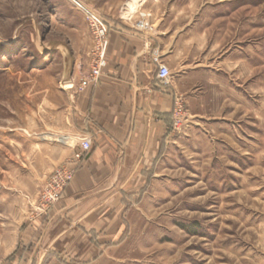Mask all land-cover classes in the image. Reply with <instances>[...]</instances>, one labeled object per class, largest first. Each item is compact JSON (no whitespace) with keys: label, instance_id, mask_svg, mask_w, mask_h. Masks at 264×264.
Returning <instances> with one entry per match:
<instances>
[{"label":"crops","instance_id":"0c3cea01","mask_svg":"<svg viewBox=\"0 0 264 264\" xmlns=\"http://www.w3.org/2000/svg\"><path fill=\"white\" fill-rule=\"evenodd\" d=\"M142 5L153 13L155 34L138 33L122 15L108 18L121 31L109 33L108 65L85 90L79 80L90 68L93 40L84 13L71 21L62 75L71 86L52 89L37 112V182L45 185L81 150V137L90 136L92 147L63 198L48 214L37 212L20 237V245L33 240V247L7 264L104 263L123 243L127 210L169 182L172 171L185 181L186 159L199 181L210 161L227 183L240 180L234 168L242 178L264 174V18L239 14L243 8L222 13L223 4L200 6L191 17L175 2ZM156 48L172 74L168 85L156 78ZM177 97L186 106L180 130L172 127ZM246 158L255 162L247 166Z\"/></svg>","mask_w":264,"mask_h":264},{"label":"rangeland","instance_id":"374dc122","mask_svg":"<svg viewBox=\"0 0 264 264\" xmlns=\"http://www.w3.org/2000/svg\"><path fill=\"white\" fill-rule=\"evenodd\" d=\"M127 1L0 0V264L30 251L33 240L20 245V237L37 212L52 209H38L44 183L37 182V112L52 89L67 85L71 21L84 13L76 2L117 18ZM165 1L189 17L200 6L223 4L222 13L243 8L239 14L264 18V0ZM186 166L185 181L174 170L151 196L135 200L125 214L122 245L101 264H264V174L242 178L234 168L230 174L240 180L227 183L210 161L199 181L188 159Z\"/></svg>","mask_w":264,"mask_h":264},{"label":"built area","instance_id":"2783aa9c","mask_svg":"<svg viewBox=\"0 0 264 264\" xmlns=\"http://www.w3.org/2000/svg\"><path fill=\"white\" fill-rule=\"evenodd\" d=\"M85 14V19L92 36L93 45L91 49L90 68L79 80V89L85 90L99 84L104 70L108 65V43L109 33L112 30L121 31V28L111 22L104 15L97 13L83 4L76 2ZM135 16V17H134ZM123 20L133 21L134 29L138 33L153 35L157 26L154 22L153 13L147 9L139 8L131 18ZM147 46L150 47V41L147 40ZM152 62L156 67V78L162 85H168L171 81V71L162 59L160 49L151 50ZM73 87V85H72ZM186 121V106L183 98L175 99L172 111V127L174 130H180ZM81 150L75 152L73 157L64 164L55 168L50 174L45 186L39 195L38 209L42 212L53 208L64 196L65 190L73 182L79 165L82 162L85 152L90 151L92 139L90 136L80 138Z\"/></svg>","mask_w":264,"mask_h":264},{"label":"bare ground","instance_id":"6f19581e","mask_svg":"<svg viewBox=\"0 0 264 264\" xmlns=\"http://www.w3.org/2000/svg\"><path fill=\"white\" fill-rule=\"evenodd\" d=\"M146 0H128L124 6L121 9V15L125 18H131L137 10L141 7V5L145 2ZM71 85L69 84H64V88L68 89Z\"/></svg>","mask_w":264,"mask_h":264}]
</instances>
